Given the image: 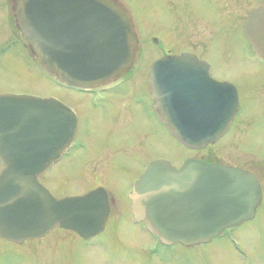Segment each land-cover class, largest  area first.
<instances>
[{
    "label": "water",
    "instance_id": "obj_1",
    "mask_svg": "<svg viewBox=\"0 0 264 264\" xmlns=\"http://www.w3.org/2000/svg\"><path fill=\"white\" fill-rule=\"evenodd\" d=\"M16 20L38 64L70 87L87 90L120 79L137 56L132 15L118 0H20ZM244 35L264 59V1L250 11ZM203 66L192 54L171 56L158 60L151 76L159 120L194 151L220 141L239 110L232 85L200 84ZM76 129L74 112L54 99L0 96V138L10 143L0 151L6 167L0 173L2 240L22 245L57 227L85 241L104 232L110 212L105 190L57 200L39 181ZM262 197L252 173L188 159L179 169L165 160L151 163L130 200L135 221L163 246L192 248L254 219Z\"/></svg>",
    "mask_w": 264,
    "mask_h": 264
},
{
    "label": "rangeland",
    "instance_id": "obj_2",
    "mask_svg": "<svg viewBox=\"0 0 264 264\" xmlns=\"http://www.w3.org/2000/svg\"><path fill=\"white\" fill-rule=\"evenodd\" d=\"M118 1L133 17L139 40L137 56L150 62L162 54L151 43V38L156 36L169 53L192 51L198 57L208 58L217 67L220 79L227 78L241 88L249 85L253 88L258 80H264V65L253 60L242 31L249 11L262 0H217V4L213 0ZM17 49L8 50L0 58V96L54 97L59 93L68 96L57 88L55 80L37 64L28 48ZM136 124L152 137L150 160H166L180 168L189 158L204 159L249 170L258 179L263 194L255 218L205 245L163 246L133 220L130 195L144 172L143 161L137 164L116 160L114 167L128 165L135 173L116 167L107 175L82 173L78 170L82 161L69 164L64 161L42 177V185L56 199L83 196L104 188L112 201L111 218L105 231L91 241L60 228L23 245L0 239V264H264V112L244 103L234 132L202 152L185 148L157 123L151 127L141 121ZM238 126L250 129L243 139L242 128ZM95 131L99 135L102 126L97 125Z\"/></svg>",
    "mask_w": 264,
    "mask_h": 264
},
{
    "label": "flooded vegetation",
    "instance_id": "obj_3",
    "mask_svg": "<svg viewBox=\"0 0 264 264\" xmlns=\"http://www.w3.org/2000/svg\"><path fill=\"white\" fill-rule=\"evenodd\" d=\"M19 1L20 0H0V58L4 57V55L7 54V51L9 50L10 52L13 48H28L23 40L16 20ZM213 1L217 4V0ZM215 14H218L217 11ZM215 19L216 16L213 24L216 27L217 24ZM151 43L157 48H160L162 50V54L150 62L147 61L146 58L136 56L130 70L120 79L89 90L69 87L55 80L58 86L57 88L65 91L68 96L61 93L54 97L36 96L42 99H54L57 102L63 103L74 112L77 118V129L72 137H70L68 144L66 145L65 152L62 153L60 160L55 165L51 166L40 177V181L42 177L50 174L55 166H59L64 161H67L68 164L74 161H82L83 165L78 169L81 170L80 172L93 173L97 175L98 173H101L102 175H107L106 173L112 174V172L116 170V167H118V170L126 173H135V170L128 165L127 167H114V161L116 160H128L136 162L137 164H139L140 161H143L144 167L142 170H144V172L147 167L154 162L153 160H150L153 151V141L152 137H150V132H144V129H141L136 124L138 121H141L151 127L157 123L167 129L166 126L160 122L155 111V100L151 89L152 69L158 60L171 56H181L183 54L195 55L196 52L183 51L179 54L169 53L165 49V44L157 39L156 36L151 38ZM251 51L254 55L253 60L258 62L261 66L264 65V59L259 58L254 53L252 48ZM196 58L204 64V66L200 68L201 72L199 74V77H201V85L208 86L212 81L218 83H229L233 85L237 91L239 110L234 118L230 130L225 136L229 133H233L237 128L239 116L242 112L244 103L253 110H261L264 112L263 79L258 80L253 88L251 85L247 87L248 89L245 87L241 88L227 78L220 79L217 74V67L211 63L208 58L198 56H196ZM262 74L264 75V73ZM64 100H68V102L66 103ZM199 104L204 103L199 102ZM97 125L102 126V131L99 132V135H97L95 131V127ZM238 128H242V139L250 132V129L248 130V126H238ZM225 136L223 138H225ZM237 146L238 144H236V147ZM8 147H10L8 139L2 136V138H0V151L5 150ZM234 151L237 153L238 148ZM53 152L54 148L51 146V153L53 154ZM11 158L12 157L10 156L2 157V159ZM38 158L48 159L49 156L40 155ZM201 161L209 164H219L206 161L204 159ZM0 166L1 173L6 167L1 163V161ZM240 169L243 168L240 167ZM66 170L68 169H65V171ZM243 170L249 172L247 169ZM97 189L105 190L104 188ZM105 192L107 193L106 190ZM107 196L110 212L106 227L109 219L111 218L112 208V201L108 193Z\"/></svg>",
    "mask_w": 264,
    "mask_h": 264
}]
</instances>
